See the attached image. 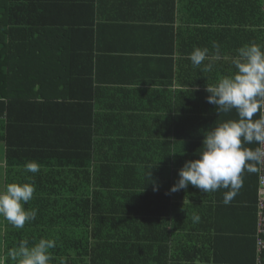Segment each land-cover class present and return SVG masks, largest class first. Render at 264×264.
Instances as JSON below:
<instances>
[{"label": "crops", "instance_id": "obj_1", "mask_svg": "<svg viewBox=\"0 0 264 264\" xmlns=\"http://www.w3.org/2000/svg\"><path fill=\"white\" fill-rule=\"evenodd\" d=\"M206 1H210L209 9L204 14L193 9L195 0L25 1L27 14L31 15L26 21L33 34V49L28 57L35 58L27 61L26 68H35L30 70L33 74L23 83L25 86H17L22 88L18 97L37 94L49 102H65L70 98L82 101L86 100L82 94L91 95L94 88H102L110 94L117 93L112 96L114 103L152 105L155 117L152 127L149 128L147 119L142 123L138 119L137 127L132 121L118 131L136 135L140 126L145 133L152 131L159 138H170L168 142H160L161 147L168 148V144L171 155L176 153L181 163L175 168L180 170L186 161L199 158L200 148H193L189 154L185 148H174L179 134H206L215 127L212 122L239 118L235 109L219 114L216 106L208 103L207 84H215L222 76L236 71L232 59L238 49L252 43L264 46V0ZM183 41L200 43L182 44L185 47L180 48ZM213 42L220 46V59L213 62L208 72L201 70L203 65L194 67L189 54L200 47L207 48L208 56L213 57L216 55ZM92 72L90 83L82 76ZM71 82L74 85L70 87ZM15 87L10 86L9 98H14L10 93ZM82 102L104 105L111 99L100 95ZM197 118L203 121L201 127L193 124ZM10 148H15L12 142H0V186L6 175ZM250 174H242V186L228 204L224 203L228 189L206 194L189 184L186 190L175 192L174 199L180 207L186 199L199 197L205 208L202 204L192 208L198 214L183 217L189 223L172 230L168 263L257 264L258 216L256 220L254 215L260 179L256 202L252 204L255 197L249 193ZM208 195L218 208L205 205L202 196ZM197 215L199 220L194 222ZM4 231V219L0 216V248ZM254 238L255 243L251 241ZM3 262L0 256V264Z\"/></svg>", "mask_w": 264, "mask_h": 264}, {"label": "trees", "instance_id": "obj_2", "mask_svg": "<svg viewBox=\"0 0 264 264\" xmlns=\"http://www.w3.org/2000/svg\"><path fill=\"white\" fill-rule=\"evenodd\" d=\"M25 1L0 0V142L10 141L15 147L10 148L0 187L3 191L10 183L33 184V198L24 208L37 210V215L21 229L1 216L5 224L0 254L3 264H16L7 255L9 249L25 240L32 247L42 238L56 242V247L49 250L50 264H60L61 260L64 264H171L167 252L172 230L189 223L185 218L198 214L191 209L202 202L199 197L189 198L180 207L175 193H169L179 179L175 167L181 163L176 153L171 155L168 144V148L161 147L160 142L170 138H159L152 131L145 133L140 126L136 135L118 131L132 121L137 127L138 119L141 123L147 119L152 127L153 106L114 103L112 96L117 93L102 88H94L91 95L82 94L86 99L82 101L101 95L111 99L104 105L71 98L69 102H49L37 94L18 97L22 88L17 86L24 85L35 68H26L27 61L35 58L28 57L33 34L26 21L31 15L27 14ZM209 2L195 0L193 9L204 14ZM192 42L183 41L179 46H190ZM82 77L93 82V72ZM10 86H16L10 93L14 98L8 96ZM257 118L259 113L253 117ZM193 124L201 127L203 121L197 118ZM204 137L179 134L174 148H185L189 154L193 148L202 147ZM30 161L40 165L39 172L25 171L24 165ZM250 176L253 204L259 175ZM202 198L207 207H217L212 196ZM257 216L256 211V220ZM251 241L255 243L256 239ZM258 253L257 246V262ZM260 254L264 259V250Z\"/></svg>", "mask_w": 264, "mask_h": 264}, {"label": "clouds", "instance_id": "obj_3", "mask_svg": "<svg viewBox=\"0 0 264 264\" xmlns=\"http://www.w3.org/2000/svg\"><path fill=\"white\" fill-rule=\"evenodd\" d=\"M216 55L208 56L207 48L195 47L189 54L194 67L210 71L215 60L220 59V46L213 42ZM208 60L207 64L204 62ZM236 71L222 76L215 84H207V101L216 106L217 112L229 113L233 109L238 119L217 123L206 132L198 159L188 160L179 170V179L170 189L172 193L186 190L191 184L204 193L215 192L221 188L224 203L231 202L236 191L242 186V174L256 173L264 166V46L255 43L237 50L232 59ZM259 113V118L253 119ZM258 145L255 149L246 144ZM26 172L37 173L40 165L35 161L24 165ZM158 190V189H154ZM31 183H10L0 191V216L17 229L27 221L34 220L37 210H25L34 195ZM194 222L199 220L193 217ZM56 247L51 239H40L29 247L28 241H21L16 248L8 250V257L16 264H50V249ZM60 264H64L61 260Z\"/></svg>", "mask_w": 264, "mask_h": 264}, {"label": "built area", "instance_id": "obj_4", "mask_svg": "<svg viewBox=\"0 0 264 264\" xmlns=\"http://www.w3.org/2000/svg\"><path fill=\"white\" fill-rule=\"evenodd\" d=\"M260 186L258 192L257 212H258V264H264V259L260 254L264 250V166L259 168Z\"/></svg>", "mask_w": 264, "mask_h": 264}, {"label": "rangeland", "instance_id": "obj_5", "mask_svg": "<svg viewBox=\"0 0 264 264\" xmlns=\"http://www.w3.org/2000/svg\"><path fill=\"white\" fill-rule=\"evenodd\" d=\"M0 158H1V153H0ZM0 179H1V177H0ZM0 191H2L1 187H0ZM0 247H1V245H0ZM1 252H2V248H0V254H1Z\"/></svg>", "mask_w": 264, "mask_h": 264}]
</instances>
